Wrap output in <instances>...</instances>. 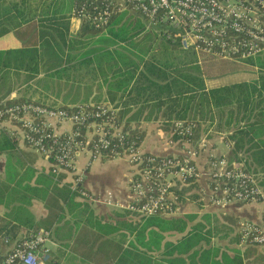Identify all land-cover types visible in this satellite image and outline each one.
<instances>
[{
    "label": "crops",
    "instance_id": "crops-1",
    "mask_svg": "<svg viewBox=\"0 0 264 264\" xmlns=\"http://www.w3.org/2000/svg\"><path fill=\"white\" fill-rule=\"evenodd\" d=\"M72 2L73 0H56L45 3L48 13H43L44 15L36 13L0 34V49L34 45L38 39L37 19L42 16L65 19L69 32L74 33L82 22L70 16ZM27 4L34 5L30 2ZM140 25L141 20L138 17L130 18L124 15L115 17L107 27L121 29L120 35L108 33L106 27L95 35L97 38H87L88 44L83 47L77 48L74 45L73 48H69L63 44L62 50L59 51L63 59L60 65L50 68L41 67L32 78H27L25 71H12L11 75L23 76L22 88L14 87L10 79L8 92L4 93L0 90V97L32 98L35 97L36 92H40L41 99L54 105L73 104L85 100L108 101L117 107L120 120L124 123L128 122L129 126L136 125L142 130L139 146L143 151L155 154L181 153L184 144L177 141L175 135L168 134L170 122L180 118L176 117L178 107L169 106V101L164 99L163 95L159 97V104L156 97L147 96L146 83L138 74L125 88L114 87L110 83L112 78L107 76L104 79L94 67V63L89 61L92 54L90 49L105 44L120 47L133 57L148 59L154 56L165 59L170 64V69L180 68L191 72V76L197 77L203 88L252 81L257 77L258 68L250 63V60H246L243 63L249 65L246 69L251 70L247 71L251 76L228 83H217L215 81L217 75L234 72V69L221 65L240 62L197 56L190 50L171 44L155 31L146 30L139 33ZM66 57L69 59L65 61ZM206 61L217 66L206 70L207 65L204 63ZM140 69L143 68L139 66L138 70ZM238 70L241 72V69ZM171 71L174 72L173 69ZM41 80L44 85L54 88H59L60 83L69 82L79 87L85 86L86 89L84 94L72 97L68 93L65 94L62 88V90L53 89L54 91L44 92L40 90L41 85L38 86ZM50 83L53 84L49 85ZM217 119L215 115L210 120L203 119L199 124L202 122L207 124L202 126L201 130L198 128L196 136L205 135L207 152L212 153L214 150L215 153L212 154L227 155L230 151V142L225 138L227 133L224 134L223 128H214L216 129L214 130L211 127ZM220 123L224 125L223 120ZM233 126L235 124L232 122L226 131L229 133ZM10 128L12 127H0V253H4L15 239L34 229L45 228L41 223L51 220L47 221L49 210L46 198L52 196L57 198L59 208L47 227L50 230L49 253L40 264H205L199 259V254L206 248L216 253L215 258H218L223 251L231 256L235 253L239 254L243 258V264H264V247L239 244L237 232L241 220L259 221L260 204L227 201L219 206L207 202L205 200L207 181L201 170L203 163L199 160L203 158V150L202 154L196 157L199 161L196 163L201 171L200 176L194 182L178 189L179 204L175 211L161 215L167 219L183 218L186 221L185 229L181 232L163 231L164 237L160 244L144 250L136 228L141 221L128 216L124 208L128 199L125 184L127 165L124 158L88 159L86 155H78L76 163L77 169L81 172V184L91 196L97 198V200H89L74 192L69 174L52 173L49 170L48 160L25 145L20 139L18 130L13 128L10 130ZM224 128H227V125H224ZM1 135L7 139H5L7 142ZM216 139L221 140L225 145L223 150L216 147ZM258 174L259 182L264 187L261 183L264 171H259ZM60 189L66 192L64 197L60 195ZM106 197L110 202H104ZM210 214L215 221L221 218L225 232L223 236H218L216 233H208L205 236L207 233L205 230H210L215 224L208 221L207 223L210 224L207 227V223L200 220V217L203 215L210 217ZM195 231L204 238L180 252L171 249L177 239ZM4 238H7V241ZM164 241L169 243L166 244ZM245 247L251 248L249 254L245 253ZM195 250L197 254L191 256V252Z\"/></svg>",
    "mask_w": 264,
    "mask_h": 264
},
{
    "label": "built area",
    "instance_id": "built-area-1",
    "mask_svg": "<svg viewBox=\"0 0 264 264\" xmlns=\"http://www.w3.org/2000/svg\"><path fill=\"white\" fill-rule=\"evenodd\" d=\"M69 13L99 30L117 16L138 17L139 33L155 31L203 58L243 63L264 54V0H73ZM10 99L0 98V127L18 130L22 142L48 160L52 173L69 174L81 197L97 200L81 184L78 155L124 158L128 195L124 208L139 221L175 211L178 189L201 174L196 157L203 150L199 160L207 181L205 200L219 206L227 201L259 203V221L241 220L237 232L241 244L264 247V189L259 174L241 161L207 152L205 135L196 136L192 121L170 122L168 134L184 144L181 153L155 154L140 148V141L123 127L117 107L107 101L49 106L32 100L7 102ZM104 202H110L108 197ZM48 242L50 230L45 228L15 239L0 253V264H40L48 256Z\"/></svg>",
    "mask_w": 264,
    "mask_h": 264
},
{
    "label": "trees",
    "instance_id": "trees-1",
    "mask_svg": "<svg viewBox=\"0 0 264 264\" xmlns=\"http://www.w3.org/2000/svg\"><path fill=\"white\" fill-rule=\"evenodd\" d=\"M54 1L56 0H0V34L26 21L36 13H48L45 3ZM28 2L34 5H28ZM37 25L39 26L38 39L34 45L0 49V90L4 93L9 90L12 71H25V76L32 78L41 70V67H55L63 62L59 52L63 44L69 48H73L74 45L80 48L88 44L87 38L95 37L99 31H102L83 22L79 29L71 33L68 30L67 21L54 16L38 17ZM120 30L119 28L113 29L112 26L107 27V32L110 34L120 35L122 33ZM44 36L47 37L44 38ZM97 46L90 49L92 54L89 61L94 63V67L104 79L107 76L112 78L110 83L114 87L125 88L138 74L140 79L146 83L147 96L156 97L159 104V97L163 95L162 97L169 101V106L178 107L176 117L185 118L194 123L195 133L199 128V123L203 119L210 120L213 115L223 120L227 127L233 122L235 126L225 135L230 142V151L226 155L228 160L241 161L244 168L255 174L264 171V56H257L253 60L247 59L258 68L257 77L252 81L203 88L200 80L195 76L192 77L191 72L180 70V68H172L174 71L172 72L170 64L165 59L154 56L148 59L133 57L120 47L105 44ZM68 59L66 57L65 61ZM139 66L143 69L138 70ZM17 100H32L49 106H62L44 101L41 95L32 98L21 96L7 100V102ZM123 127L136 141L142 139V130L138 126H129L127 122L123 124ZM1 136L3 140L6 139L3 135ZM174 137L177 138V136ZM261 183L264 185V178L261 179ZM59 193L64 197L66 192L60 189ZM46 199L49 210L48 221L52 220L57 212L59 203L57 198L52 196ZM69 202L74 203L72 200ZM51 220L44 221L41 225L47 229ZM185 227L186 221L183 218L167 219L161 215H150L143 219L136 228L143 249L148 250L151 246L160 244L164 237L163 231L181 232ZM36 231L34 229L26 235ZM202 238L204 237L197 231L186 233L173 243L171 249L180 252L198 243ZM164 243L167 244L169 241H164ZM245 248V253L249 254L251 248ZM195 254H197L196 250L191 252V256ZM215 254L210 248L202 249L199 259L205 264H243L242 256L237 253L231 256L221 251L218 258H215Z\"/></svg>",
    "mask_w": 264,
    "mask_h": 264
},
{
    "label": "rangeland",
    "instance_id": "rangeland-1",
    "mask_svg": "<svg viewBox=\"0 0 264 264\" xmlns=\"http://www.w3.org/2000/svg\"><path fill=\"white\" fill-rule=\"evenodd\" d=\"M207 62V63H206ZM206 62H204L207 66L205 67L206 68V70H211V69H213L215 66H217L216 64H214V63H210L209 61H206ZM222 63H224V62H222ZM221 66H225V68H227V67H230V68H232V69H234L233 71L234 72H232V71H229V73H227V74H219V75H217L216 76V78H215V81L217 82V83H228L229 81H233V80H237V79H246V78H248L249 76H251V74H249V72H247V71H251V70H247L246 68L249 66V65H247V64H244V63H227V65H225V64H223V65H221ZM238 69H241V72L238 70ZM240 72V73H239ZM12 77H10V79L12 80V84H14L13 86L14 87H20V89L22 88V82H24V81H22L23 79H22V77L23 76H19V75H17V76H15V75H11ZM42 79V78H41ZM53 83H50L49 85H52ZM40 85H41V87H40ZM41 89L40 90H42V91H44V92H47V91H54L53 89H59V90H62L63 89V91L65 92V94H69V96L70 97H72V96H78V95H82V94H84V91H85V89H86V87L84 86V87H79V86H77V85H75V84H71V83H69V82H65V83H60V85H59V88H54V87H52V86H47V85H44L43 84V81L41 80V83H39V85H38ZM62 88V89H61ZM81 88V89H80ZM90 90V89H89ZM88 90V91H89ZM74 92H77L76 94H74ZM85 93H87V92H85ZM41 95V93L40 92H36V94H35V96H40ZM71 100V99H70ZM72 100H74V99H72ZM108 102V101H107ZM221 120H214V123H212V125H211V127H213V129L214 128H223L224 129V134L225 133H228L227 131H228V128L229 127H227V128H224V125H222L221 123ZM219 123V124H218ZM207 124V122H202L201 124H199V129L201 130V129H203V127L202 126H204V125H206ZM216 126V127H215ZM202 127V128H201ZM212 130V129H211ZM214 130H216V129H214ZM227 130V131H226ZM229 132H230V130H229ZM212 134V133H211ZM215 134H217L216 132H215ZM211 136V135H210ZM211 138H213V136H211ZM216 147L218 148V149H221V150H223L224 148H225V145L223 144V142L221 141V140H218V139H216ZM212 153H215V151L214 150H212ZM202 154V153H201ZM214 213V212H213ZM216 218V217H215ZM198 219V218H197ZM200 220H202L205 224L209 221L211 224H215L214 226H212L211 228H210V230H205V231H207V233L205 234V236H207L208 235V233H210V234H217L218 236H223L224 234H223V226H222V224H223V222H222V220H221V218H217L216 219V221L214 220V218L212 217V215L210 214V217H206V215H203V217H200ZM142 221V220H141ZM209 223V224H210ZM222 223V224H221ZM208 223L206 224L207 225V227H208V225H209ZM214 227V228H213ZM225 233V232H224ZM223 234V235H222ZM238 243L239 244H241L240 242H239V240H238ZM243 245V244H242Z\"/></svg>",
    "mask_w": 264,
    "mask_h": 264
}]
</instances>
